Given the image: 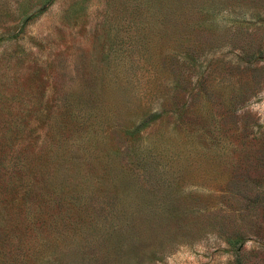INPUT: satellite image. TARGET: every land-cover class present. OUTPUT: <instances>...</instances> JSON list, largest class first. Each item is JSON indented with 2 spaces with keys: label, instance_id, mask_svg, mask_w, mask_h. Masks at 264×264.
Returning <instances> with one entry per match:
<instances>
[{
  "label": "rangeland",
  "instance_id": "obj_1",
  "mask_svg": "<svg viewBox=\"0 0 264 264\" xmlns=\"http://www.w3.org/2000/svg\"><path fill=\"white\" fill-rule=\"evenodd\" d=\"M5 136L123 209L118 264H264V0H0Z\"/></svg>",
  "mask_w": 264,
  "mask_h": 264
},
{
  "label": "trees",
  "instance_id": "obj_2",
  "mask_svg": "<svg viewBox=\"0 0 264 264\" xmlns=\"http://www.w3.org/2000/svg\"><path fill=\"white\" fill-rule=\"evenodd\" d=\"M132 125L114 119L108 128L131 134ZM52 150L40 137L26 138L21 146L11 137L0 139V264H118L126 243L118 238L129 227L133 240L136 224L118 204L87 188L60 184L46 161ZM43 172L59 183L41 181Z\"/></svg>",
  "mask_w": 264,
  "mask_h": 264
}]
</instances>
